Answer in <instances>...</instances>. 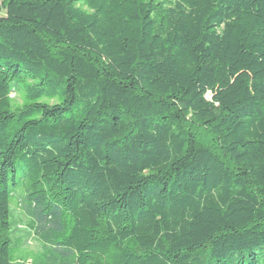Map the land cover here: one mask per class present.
Returning a JSON list of instances; mask_svg holds the SVG:
<instances>
[{
    "label": "trees",
    "instance_id": "1",
    "mask_svg": "<svg viewBox=\"0 0 264 264\" xmlns=\"http://www.w3.org/2000/svg\"><path fill=\"white\" fill-rule=\"evenodd\" d=\"M0 264H264V0H0Z\"/></svg>",
    "mask_w": 264,
    "mask_h": 264
},
{
    "label": "rangeland",
    "instance_id": "2",
    "mask_svg": "<svg viewBox=\"0 0 264 264\" xmlns=\"http://www.w3.org/2000/svg\"><path fill=\"white\" fill-rule=\"evenodd\" d=\"M11 97L14 101L19 102V96L16 93H12ZM18 192L24 193L23 190L19 189ZM9 222H10V238H11V255L12 257L19 258L24 256L33 257V250L40 249V243L29 236L25 225V216L18 205V195H13L9 201ZM17 243H21L17 246Z\"/></svg>",
    "mask_w": 264,
    "mask_h": 264
}]
</instances>
